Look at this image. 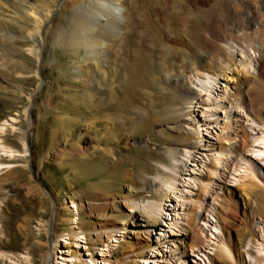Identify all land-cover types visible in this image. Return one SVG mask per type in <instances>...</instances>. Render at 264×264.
Returning <instances> with one entry per match:
<instances>
[{
	"label": "rangeland",
	"instance_id": "obj_1",
	"mask_svg": "<svg viewBox=\"0 0 264 264\" xmlns=\"http://www.w3.org/2000/svg\"><path fill=\"white\" fill-rule=\"evenodd\" d=\"M66 1L29 0L33 9L50 10L54 27L25 42L35 31L29 9L0 3V30L7 32L0 37V264H264V155L255 152L263 148L257 140L264 133V80L252 83L256 73L241 69L243 51L220 45L231 66L215 90L218 114L207 120L193 52L166 25L174 0H160L163 13L158 0H131L132 33L116 57L82 67L86 87L73 73L85 52L61 44L79 8ZM262 6L263 0H205L201 11L215 27L233 20L242 27ZM161 45L180 51L163 70ZM214 63L209 58L203 73ZM165 74L177 81L166 85ZM174 83L195 100H179ZM239 88L251 93L254 114L236 109ZM83 147L86 154L76 152ZM216 156L223 161L217 171ZM107 200L116 209L108 217L118 223L110 238L89 208ZM148 202L162 211L155 227L137 233L138 222L153 221ZM133 233L151 242L131 262Z\"/></svg>",
	"mask_w": 264,
	"mask_h": 264
},
{
	"label": "bare ground",
	"instance_id": "obj_2",
	"mask_svg": "<svg viewBox=\"0 0 264 264\" xmlns=\"http://www.w3.org/2000/svg\"><path fill=\"white\" fill-rule=\"evenodd\" d=\"M10 1L20 4V6L23 7V9L28 8L30 13V18L32 17L33 19H35L33 25L35 31L30 30L28 34L24 35V37H22L24 42L25 40L34 36L33 32L40 35L43 33L47 34V32L49 33L51 29L54 27L53 26L54 18L53 15H51L50 10L46 8H42V9L39 8L37 10L33 9L32 4L31 2H29V0H0V3H3L4 5L8 4L11 7ZM57 1L58 0H56V2ZM175 1L176 0H174L171 3V11H170V15L169 14H168L169 16L167 15L168 20H166V25L167 27L175 26L177 28V32H176L177 35H180L181 33L182 36H184L186 41L185 45L190 49V51L193 52V60L197 62L195 65H196V70H198V72L194 74V77L196 84L198 85L199 88L198 94L200 97L204 98L203 101L205 103L206 111H204L203 113H205L206 119L208 120L213 118L216 114H218V111L213 109L214 108L213 106L214 105L215 107L220 106L218 99L216 98L215 95L218 79L220 77H224L226 75V72L230 71V66H231V65L229 66L228 64L230 60H228L226 57L222 59V55L226 54L225 52L227 51V49L226 51H224L222 48H220V45H224L225 47L227 46L230 48H235V47L240 48L241 51H243V53L246 55L245 59L242 57L244 60H242V62L240 61L241 69H243V71L246 72V75L247 73L249 75H255L256 73V75L254 76L255 81L253 80L252 83L253 82L259 83V80L261 79L264 80L263 78L264 77V0L260 12H256L255 16L254 17L252 16L253 19L252 21L254 23L256 22V24L258 25L257 31L253 30L251 26L252 21L250 20H247L246 25L242 27L234 20L231 21V25H230L231 27H229L228 24H226L225 28L215 27L216 24H213L214 22L212 20V17H210L203 10L201 11V4L202 2L204 3L205 0L203 1L191 0L189 2L186 0H178L177 2ZM54 2L55 1H53V3ZM67 2L70 3V5H77L79 8H78V12L76 11L77 12L76 17L74 16L75 18L73 20L74 25L72 27V30L69 33L66 32L68 33V36L66 38L61 39L62 33L60 34L61 35L60 39L62 40L61 44H65L64 45L65 47L67 46L68 48L83 50L85 52V56L82 64L75 66L73 73L76 76V80H78L79 82L83 81L85 83L84 85H86L89 82L88 76L87 73L84 72L82 67L88 65L92 61L108 62L113 57H116L118 52L117 50L123 47V44L127 40V35L129 34V32L132 33L133 29L131 30L129 29L132 22V17H130L128 13V8L130 6L131 0H67L66 3ZM158 3L160 4L159 11L163 13V9H162L163 5L162 3H160V0H158ZM189 4H192V8H190L191 6ZM36 6L42 7L40 5H36ZM26 26L27 23H26V18L24 16V22L22 23L21 31H24L26 29ZM214 28L219 30V37H217L218 35L215 36V34L213 33ZM203 34H210V36L209 38H207L204 37ZM0 35H1L0 37L3 38L7 35V32H3L0 30ZM259 36L261 37V39H259ZM215 42L218 43L219 48L217 47V43ZM43 45L44 43L41 42L42 47ZM218 49H219V53L218 52L216 53ZM26 51L29 54L35 55L39 60H41V55L38 50H35L34 48H26ZM179 53H180L179 49L174 50L166 45H161L157 53V57L159 60L158 68L160 70H163L166 67L165 62L167 57ZM209 58L214 59L215 70L212 71L210 74L209 73L206 74V72L203 73V71H205L206 68L205 64L207 63V60ZM134 76L136 77V75ZM165 80H166V85L169 84L170 81L173 82L177 81V79L174 78L173 76H170V74H165ZM86 87H88V85H86ZM174 87L176 88L177 92L180 94L178 97L179 100H183L184 98H191V100L193 101L195 100L192 99L194 93H192L188 89L186 88L182 89L181 87L177 86L176 83H174ZM227 91H228L227 89L224 90L223 99H225V97L227 96ZM238 93H242V97L240 98V95L238 96L235 106L236 109L238 108L240 110H243L246 108L248 112L254 114L255 104L253 103L254 101L250 99L251 93H248L246 89H241V88H239ZM229 115H230L229 113H225V118L228 119ZM260 115H258L257 113L255 116L259 118L261 117ZM259 119L261 120V118ZM184 134L187 136V133L182 132V135ZM26 136L27 135L25 134V132L21 135L23 149H25ZM91 140L92 139L90 136H88V138L82 139L85 146L88 145L89 141ZM257 142H260L263 148L261 150H255V152H257L259 156H263L264 133L257 140ZM76 152L77 153L82 152L83 154H86L87 148L83 147L82 149H77ZM59 155H60L59 157L64 156L63 153H59ZM220 160L221 159H219V156H216L215 164L213 165L215 171H217L215 166L219 165ZM228 160L224 159V162L226 163ZM221 162L220 164H222ZM223 167H225V164H223ZM167 183L168 185L166 188L168 193H170V195L171 193L174 194L175 193L174 181H169ZM75 208L77 211L80 209V206H77ZM89 208L93 212H96L99 215V221L97 226L101 231H103V233L104 232L106 233V237L110 238L111 231L117 229L116 227L118 224L116 220L112 219L111 216L108 217L109 215L107 214V212L110 213L116 212L114 204L109 200H107L101 204L90 205ZM144 208L151 215L153 221L149 224H145V221L144 224L143 221L142 223L138 222L134 226L136 227L137 233L143 232L147 228L155 227L157 222V217L160 216V213L162 211L160 204H156L153 202H148ZM51 228H52L51 230H53V224ZM137 233H133L135 234L134 235L135 243L132 244L133 251L128 257L129 259H132L131 262H133L134 258H141L143 255V250L149 247L148 244L151 242L150 240L147 239L140 240V237L138 236ZM101 238L102 237L100 235L97 236L98 243L99 242L101 243ZM57 239L60 240L61 237L57 236ZM191 241H193V239ZM126 260L127 259H123L124 264H129V262L127 263Z\"/></svg>",
	"mask_w": 264,
	"mask_h": 264
}]
</instances>
